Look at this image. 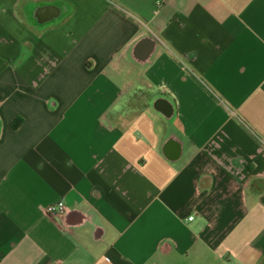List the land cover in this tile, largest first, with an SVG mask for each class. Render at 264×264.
I'll use <instances>...</instances> for the list:
<instances>
[{"label":"crops","instance_id":"1","mask_svg":"<svg viewBox=\"0 0 264 264\" xmlns=\"http://www.w3.org/2000/svg\"><path fill=\"white\" fill-rule=\"evenodd\" d=\"M0 264H264V0H0Z\"/></svg>","mask_w":264,"mask_h":264},{"label":"built area","instance_id":"2","mask_svg":"<svg viewBox=\"0 0 264 264\" xmlns=\"http://www.w3.org/2000/svg\"><path fill=\"white\" fill-rule=\"evenodd\" d=\"M66 209V206L62 199L49 203L45 206L44 211L50 215L62 213ZM192 218L191 216L189 217Z\"/></svg>","mask_w":264,"mask_h":264},{"label":"trees","instance_id":"3","mask_svg":"<svg viewBox=\"0 0 264 264\" xmlns=\"http://www.w3.org/2000/svg\"><path fill=\"white\" fill-rule=\"evenodd\" d=\"M21 121L22 119L20 117L14 118L11 122V127L16 128L21 123Z\"/></svg>","mask_w":264,"mask_h":264}]
</instances>
